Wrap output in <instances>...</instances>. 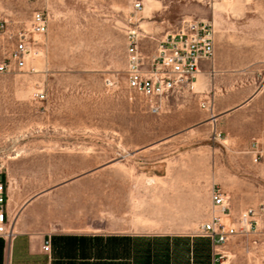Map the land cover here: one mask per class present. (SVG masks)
<instances>
[{
	"label": "rangeland",
	"instance_id": "obj_1",
	"mask_svg": "<svg viewBox=\"0 0 264 264\" xmlns=\"http://www.w3.org/2000/svg\"><path fill=\"white\" fill-rule=\"evenodd\" d=\"M142 4L133 12L132 0H0V21L14 30L47 13L38 53L0 75V181L25 206L32 201L34 230L105 228L132 253L126 264H212L211 242L198 236L212 189L234 216L264 203L246 129L202 116L264 115V72L257 87L247 82L264 68V0ZM189 21L213 24L215 73L150 115L126 88L128 33L150 57ZM209 99L210 112L200 108ZM228 250V264H264V217Z\"/></svg>",
	"mask_w": 264,
	"mask_h": 264
},
{
	"label": "built area",
	"instance_id": "obj_2",
	"mask_svg": "<svg viewBox=\"0 0 264 264\" xmlns=\"http://www.w3.org/2000/svg\"><path fill=\"white\" fill-rule=\"evenodd\" d=\"M34 1V0H32ZM143 9L142 0H132L133 12ZM47 30V13L36 10L29 26L17 30L9 28L6 21H0V75H9L23 70L29 57L38 53V37ZM139 35L129 31L126 47V88L130 96L143 100L146 112L160 115L173 95L192 91L196 77L203 65H211L214 56V26L207 21H189L172 34L166 35L156 44L154 53L145 57L139 49ZM37 99L45 98L43 93ZM210 112L211 99L200 104ZM253 162L261 158L258 143L250 147ZM2 167L0 166V170ZM6 188L0 181V238L11 241L15 233L6 211ZM211 217L201 224L198 236L209 239L212 245V264H227L228 246L235 237H245L257 226V219L264 217V203L248 207L233 216L227 196L219 189L210 192ZM42 250L49 253L50 242L45 241Z\"/></svg>",
	"mask_w": 264,
	"mask_h": 264
},
{
	"label": "crops",
	"instance_id": "obj_3",
	"mask_svg": "<svg viewBox=\"0 0 264 264\" xmlns=\"http://www.w3.org/2000/svg\"><path fill=\"white\" fill-rule=\"evenodd\" d=\"M214 50L215 56L212 64L203 65V70L198 76L205 73L211 75L215 73L216 40L214 42ZM261 72H264V68L262 71L256 69L252 71L253 78L247 80L249 87H257L259 85L260 79L257 74ZM199 80L200 78L195 83ZM255 93L253 92L252 103L249 104H255L256 106L255 98L257 97H255ZM178 96L179 94H176L171 98L176 99ZM171 98H169L168 102L171 101ZM241 108L242 105H239L235 109L230 110L229 113L234 114ZM202 116L203 120L208 121L212 119L214 122L219 119H235L237 127L240 129L245 128V134L250 137L247 148L250 155L252 142L258 143L261 158L255 164L260 166V170H264V115ZM251 156L253 161V155ZM6 197V211L9 220L12 222L15 236L11 241L6 242L3 240L4 243L0 241V251L3 254L2 264H126V261H131L132 253L129 252L128 256H126V245H123L124 240H116L109 237L119 235L105 233V228L101 231L91 232L87 231L84 227L55 231L45 226L41 230H34L30 223L31 217L35 214V210L31 208L32 201L25 206L19 198L9 191H7ZM210 217L211 208L206 222ZM47 240L50 242V251L49 253H44L42 246Z\"/></svg>",
	"mask_w": 264,
	"mask_h": 264
},
{
	"label": "bare ground",
	"instance_id": "obj_4",
	"mask_svg": "<svg viewBox=\"0 0 264 264\" xmlns=\"http://www.w3.org/2000/svg\"><path fill=\"white\" fill-rule=\"evenodd\" d=\"M193 87H194V84L192 85V89H193ZM228 264V263H227Z\"/></svg>",
	"mask_w": 264,
	"mask_h": 264
}]
</instances>
